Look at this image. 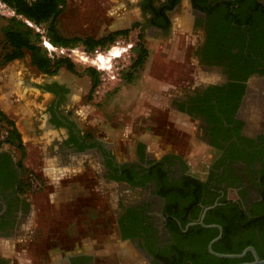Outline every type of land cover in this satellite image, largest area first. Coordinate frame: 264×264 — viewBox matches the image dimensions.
I'll return each instance as SVG.
<instances>
[{"label": "flooded vegetation", "instance_id": "obj_1", "mask_svg": "<svg viewBox=\"0 0 264 264\" xmlns=\"http://www.w3.org/2000/svg\"><path fill=\"white\" fill-rule=\"evenodd\" d=\"M142 1L139 27L142 30L154 28L166 34L172 26V11L184 0L168 12L171 25L167 30L150 22L152 13L143 10ZM186 1L197 35L192 57L198 68L207 72L213 70L217 75L213 79H200L186 97L175 101L179 113L198 122V136L212 152L204 176L193 169L180 152L168 149L156 155L141 138L135 142L130 159H120L103 142L94 145L100 148L106 167L104 178L125 185L127 190L140 191L133 201L123 198L113 201L114 231L121 248L125 242L130 244L150 264H160L161 256H169L177 248L195 250L200 241L194 243L195 237L185 232L192 225L202 224L210 211L213 219L238 213L239 209L249 217L254 213L264 215V0H195L203 8L195 6L193 0ZM44 86L54 95L55 110L70 103L72 91L66 82L49 80ZM183 103L193 112L181 109ZM55 120L70 125L60 110L56 111ZM88 143L87 147L92 146ZM115 175H125L128 179L116 180ZM190 177L204 182L199 195L213 200V204H194L199 197L192 188L189 194L181 192ZM21 180L18 160L3 144L0 147V239L3 241L30 239L37 231L30 198L19 193ZM224 199L228 201L221 202ZM229 200L236 206L217 208ZM169 206H172L171 212ZM133 208L140 211L139 221L136 224L125 222L126 225L121 226V219ZM186 213L191 221L182 232L180 221L174 219ZM196 213L199 216L194 218ZM260 229L257 227L255 233ZM125 233L130 236L125 237ZM119 253L116 250V254ZM82 256L90 259L84 260ZM95 258L94 254L82 252L68 255L70 264H96ZM6 262L12 264L0 253V264Z\"/></svg>", "mask_w": 264, "mask_h": 264}, {"label": "rangeland", "instance_id": "obj_2", "mask_svg": "<svg viewBox=\"0 0 264 264\" xmlns=\"http://www.w3.org/2000/svg\"><path fill=\"white\" fill-rule=\"evenodd\" d=\"M15 15L14 10L0 0V53L7 48L4 29ZM171 18L172 26L168 33L163 34L154 28L142 30L136 24L142 20L140 0H67L65 10L57 19V27L64 36L102 38L118 30H128V33L118 35L114 41H107L104 45L96 47L100 48L97 54L96 49L88 50L83 43H78L72 46L75 48L74 52L59 55L53 50L51 57H69L75 66L76 71L62 66L57 76L65 77L73 84L83 83L80 94L71 95V101L74 103L72 111L84 113L82 116L86 131L96 132L99 128L101 131L103 126H111L120 130V136L121 132H125L124 139L120 138L116 146L122 159L133 157L134 144L140 138L147 140L150 151L156 155L168 149L176 150L186 158L193 169L204 176L211 163L212 152L206 142L198 136V122L178 113L175 101L186 97L200 79H213L217 75L213 70L207 72L202 67L198 68L192 57L197 35L192 26L189 3L182 1L180 6L172 11ZM131 44H134L132 48ZM115 46L126 49L121 57L113 60L111 68H101L92 62L96 55L106 53ZM141 48L148 51L144 62L138 64L136 61ZM12 66L16 70L15 73L19 70L17 75L21 76V84L25 87H31L30 82L33 79L42 81L45 78L32 64L29 51H26L22 58L0 67V70ZM89 67L99 73V85L93 91L91 90L94 80L87 71ZM14 68L6 71L11 77L14 75ZM49 80L47 75V81ZM14 81L18 85L15 93L17 97L25 87L23 88L17 80ZM93 122L96 125H92ZM6 148L23 164L21 182L26 183L30 171L40 174L26 166V149L23 156L16 147L6 145ZM24 184H19L20 188L22 187L19 193L30 198L34 210V224L38 230L30 239L22 238L14 242L0 239V244L5 243L0 253L9 258L12 264H47L49 229L47 205H43L44 188L32 191ZM110 194L109 188H102L99 197L94 199L99 202L96 210H81V207L77 206L80 210L75 213L70 210L65 214L75 217L67 220V226L60 224L52 228L59 232L55 234H58V240L62 241L65 249L60 254V264H70L68 255L77 250L74 245L78 244V248H82L87 240L90 243L92 241L96 264H150L143 260L130 244L125 242L121 248V242L117 240L114 231L116 209L112 205ZM139 194V190L130 191L125 185L118 184L115 200L123 198L133 201ZM116 250L120 253L116 254Z\"/></svg>", "mask_w": 264, "mask_h": 264}, {"label": "crops", "instance_id": "obj_3", "mask_svg": "<svg viewBox=\"0 0 264 264\" xmlns=\"http://www.w3.org/2000/svg\"><path fill=\"white\" fill-rule=\"evenodd\" d=\"M8 69L0 70V108L15 122L22 135L27 152L26 166L30 170L39 172L43 178L45 184L42 190V196L45 197L43 205H47V229H49L47 231L49 238L47 264H60V254L65 249L62 241L58 240V234H55L57 231L52 228L60 224L67 226V220L75 217L72 214L70 217L65 214L70 210L73 213L80 210L77 206H80L81 210L84 208L87 211L96 210L99 202L94 199L99 197L102 188L111 190L109 196L113 204L116 199L117 183L104 178L106 167L100 148L94 145L97 142H103L122 159L116 146L120 138L124 139L125 132H121L120 136V130L111 126H103V131H100V128L96 132L86 131L84 116H82L84 113L78 110L72 111L73 101L55 110L54 95L44 86V83H47V74L43 73L45 78L42 81L33 79L30 82L31 87H25L21 84V76L17 75L19 70L15 73L14 68V75L11 77L6 72ZM14 79L23 88L25 87L23 90L25 93L23 94L22 91L17 97L15 93L18 85ZM55 79L66 82L71 87V95L80 94L83 83L73 84L65 77H58L57 74ZM48 107L51 108L49 111H47ZM59 110L69 119L70 125L63 122L57 123L55 114L56 111L59 113ZM92 125H96L95 122ZM83 142L87 144L90 142L92 146L83 149L81 148ZM57 218L58 222H56ZM32 220L34 221V217ZM4 244V242L0 244V249H4ZM78 246V244L74 245V249H77L75 253L93 254L92 241L85 242L82 246L85 250Z\"/></svg>", "mask_w": 264, "mask_h": 264}, {"label": "trees", "instance_id": "obj_4", "mask_svg": "<svg viewBox=\"0 0 264 264\" xmlns=\"http://www.w3.org/2000/svg\"><path fill=\"white\" fill-rule=\"evenodd\" d=\"M9 7H11L16 15L10 19V23L4 29L7 48L3 53H0V67L7 63L22 58L26 51L31 53L32 64L37 67L39 71L49 75H56L62 66H67L70 70L76 71L75 66L69 57L54 58L48 54V49L43 45L44 39L51 43L54 47H72L78 43H83L88 50H95L96 47L104 45L107 41H114L118 35H126L128 30H118L110 35L102 38H81V37H67L60 33L57 27V19L65 10L67 0H1ZM181 0H143L141 6L147 13H152V17L149 18L152 24L158 25L164 30L170 28L171 22L168 12L174 8V6ZM194 5L203 8L202 5L196 3ZM32 23L33 25L29 24ZM138 26L140 23L137 24ZM40 28V30H36ZM45 33V34H44ZM44 34V35H43ZM146 48H141L139 57L136 63L141 64L144 62L145 55L147 53ZM87 71L93 78L92 90L93 91L99 85V73L94 68H87ZM181 109H187L190 113L193 112L190 107H187L185 103L181 104ZM210 118L209 120H211ZM0 137L2 131L6 133V136L0 138V147L3 144H9L16 147L25 155V146L23 143L22 135L18 130L15 122L11 120L8 115L0 108ZM145 147L144 144H140ZM86 142L81 143V148L87 147ZM18 167L23 168L21 161L18 162ZM133 171V170H132ZM134 172V171H133ZM116 180L128 179L125 175H115ZM184 183V188L181 190L183 194H189L192 188L198 193V197L194 201L196 203H204V205L213 204V200H205L200 197V188L204 186V182L201 179L188 178ZM24 182V181H23ZM21 182L22 184H24ZM20 183V184H21ZM134 184V183H133ZM139 183H135L137 185ZM26 185V183L24 184ZM22 188V187H21ZM20 188V192H21ZM224 199L221 202H227ZM236 204L229 200L227 204H220L218 209L223 207H229ZM172 206L168 207L171 212ZM236 213H228L220 219H213L210 217L211 211L204 220V224H219L223 227L224 232L222 237L214 243L213 249L220 253H240L246 247L252 245L257 249L261 258H264V215L252 214V217L244 215L240 209ZM174 214V211L172 212ZM140 211L136 208L127 211L125 216L121 219V226H125V222L136 224L139 221ZM199 213L193 215L198 217ZM174 220L180 221V231L184 229L191 219L188 213L184 217L178 216ZM175 221V222H176ZM261 227L259 233H255L256 228ZM247 231V232H246ZM190 237H195L192 240L194 243L199 242L198 247L195 250L183 251L181 248L175 249V251L169 256H161L159 260L160 264H235L243 261H251L254 259V255L249 251L242 258L232 257H220L209 252L208 245L215 237L220 233L219 228L212 226H204L203 224H195L190 226L185 232ZM125 237L130 236L129 233H125ZM199 236L201 238L199 239ZM84 260H89L90 257L82 256ZM7 264V262H6ZM158 264V263H157Z\"/></svg>", "mask_w": 264, "mask_h": 264}, {"label": "water", "instance_id": "obj_5", "mask_svg": "<svg viewBox=\"0 0 264 264\" xmlns=\"http://www.w3.org/2000/svg\"><path fill=\"white\" fill-rule=\"evenodd\" d=\"M56 78V75H50V79H55ZM213 207V206H211ZM205 216V214H204ZM203 216V217H204ZM195 223V222H192V224ZM201 223L204 225V226H212V227H217L219 228L220 230V234L215 237L208 245V249L211 253L217 255V256H220V257H232V258H242L244 257L249 251H251L254 255V259L251 260V261H243V262H239V263H235V264H264V258H261L260 255L258 254L257 252V249L250 245L248 247H246L242 252L240 253H220V252H217L213 249V245L216 241H218L221 237H222V234H223V227L219 224H210V225H206L204 224V221H201Z\"/></svg>", "mask_w": 264, "mask_h": 264}, {"label": "built area", "instance_id": "obj_6", "mask_svg": "<svg viewBox=\"0 0 264 264\" xmlns=\"http://www.w3.org/2000/svg\"><path fill=\"white\" fill-rule=\"evenodd\" d=\"M30 25H33L32 23H29ZM37 30H40L41 32H43L40 28H37ZM45 40L47 39H44V42ZM43 42V43H44ZM45 45V44H44ZM46 47V46H45ZM48 48L49 52H50V56H53L51 55L53 53V50L54 51H57V54L61 55V54H69V52H74L75 51V48L73 47H56V49H50L49 47H46ZM96 54L98 52H100V48L99 49H96ZM85 55H86V52H83ZM89 57V55H86ZM98 55H96L97 57ZM83 57V56H82ZM0 127H1V122H0ZM6 136V133L2 131L1 133V139H3L4 137ZM44 181L43 179L34 171H30L28 174H27V177H26V186L32 190V191H40L44 188Z\"/></svg>", "mask_w": 264, "mask_h": 264}, {"label": "bare ground", "instance_id": "obj_7", "mask_svg": "<svg viewBox=\"0 0 264 264\" xmlns=\"http://www.w3.org/2000/svg\"><path fill=\"white\" fill-rule=\"evenodd\" d=\"M44 44L46 47H49L50 49H56V47L51 45V43L47 40H45ZM125 49H126L125 47L115 46L106 53L105 52L100 53L96 58L92 59V62L94 64L99 65L101 68L109 69L113 66V63H112L113 60L115 58L121 57ZM85 59L87 58L85 57Z\"/></svg>", "mask_w": 264, "mask_h": 264}]
</instances>
